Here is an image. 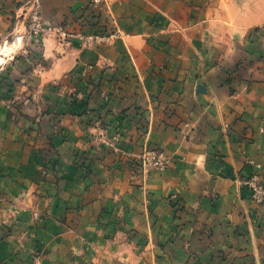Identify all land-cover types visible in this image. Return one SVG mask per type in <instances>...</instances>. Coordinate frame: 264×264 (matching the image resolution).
Here are the masks:
<instances>
[{"label":"crops","instance_id":"crops-1","mask_svg":"<svg viewBox=\"0 0 264 264\" xmlns=\"http://www.w3.org/2000/svg\"><path fill=\"white\" fill-rule=\"evenodd\" d=\"M36 1L91 33L92 0H0V264H264V0H104L117 39L26 55Z\"/></svg>","mask_w":264,"mask_h":264},{"label":"rangeland","instance_id":"rangeland-1","mask_svg":"<svg viewBox=\"0 0 264 264\" xmlns=\"http://www.w3.org/2000/svg\"><path fill=\"white\" fill-rule=\"evenodd\" d=\"M104 5V0L100 3V4H94L93 0L90 2V6L88 7L87 10V14L86 16H83L82 19H84L83 21V26H89L90 27V31L91 33H82V32H78V30H75V32H70L69 33L65 31V25L60 24L59 26L57 25H53L52 23H48L43 15V10H42V6L40 4V2L36 1L35 3L32 4L30 11H29V16H28V25H27V31L25 34V40H26V48L24 49V52L26 55H31V51L28 50L27 47L31 48L32 45L34 44L36 38H29V25H30V17L31 14L33 12V10L39 6L42 12V16L43 19L46 23L51 24L53 26H55L56 28H59V30H56L54 33H63V37H65L66 39L72 38V39H79L82 40V42H87V39L91 36H93L94 38L92 39V41L94 42L91 46L93 47L95 45L96 42H101L102 44L104 43H110L107 40H101L102 37L107 36L111 31H119L118 28L116 27H112V24L110 23V20L108 18H106L103 15V11L101 13V9ZM82 25V23H81ZM96 29V31H95ZM89 31V32H90ZM49 36V35H48ZM41 36L37 37L40 38ZM106 41V42H105ZM87 45V44H86ZM88 46V45H87ZM90 47V46H89ZM9 69V68H8ZM1 71V70H0ZM4 76L0 75V84H4L7 90V94L5 96V100L15 103L17 104L18 101L20 100L17 97V90H18V84L22 83L19 82L20 80L18 79H14L11 75V72L6 70L4 72ZM149 149L145 150L141 155L137 156L135 160H132L130 162V167L134 170L135 175L141 174L146 176V172L145 169L142 166L141 163V157L145 155V153L148 151ZM160 150V149H159ZM262 180V178H261ZM262 182L264 183V181L262 180ZM252 192V191H251ZM253 195V192H252ZM253 199L255 200V202L259 203V204H263V202H259L256 201L254 195H253Z\"/></svg>","mask_w":264,"mask_h":264},{"label":"built area","instance_id":"built-area-1","mask_svg":"<svg viewBox=\"0 0 264 264\" xmlns=\"http://www.w3.org/2000/svg\"><path fill=\"white\" fill-rule=\"evenodd\" d=\"M103 0H93L94 4H100ZM59 28L48 24L44 21L42 12L39 6H37L30 17L29 25V38H37L39 36H47L54 33ZM121 33L119 31L110 32L107 36L102 37L101 40H115ZM94 37L91 36L87 39L86 44L91 46L94 42L92 41ZM141 163L145 169L146 174L150 173L155 169H165L170 166L171 160L166 154L159 149H149L144 156L141 157ZM243 185L248 187L256 199V201H264V183L258 174H255L249 178L242 181Z\"/></svg>","mask_w":264,"mask_h":264},{"label":"bare ground","instance_id":"bare-ground-1","mask_svg":"<svg viewBox=\"0 0 264 264\" xmlns=\"http://www.w3.org/2000/svg\"><path fill=\"white\" fill-rule=\"evenodd\" d=\"M10 49H11V48H10ZM8 51H9L8 48H3V49L0 50V65L3 63V59H2V57H1V54H2V53H5V52H8Z\"/></svg>","mask_w":264,"mask_h":264}]
</instances>
